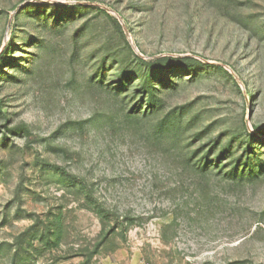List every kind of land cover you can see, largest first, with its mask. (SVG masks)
<instances>
[{
  "label": "rangeland",
  "instance_id": "1",
  "mask_svg": "<svg viewBox=\"0 0 264 264\" xmlns=\"http://www.w3.org/2000/svg\"><path fill=\"white\" fill-rule=\"evenodd\" d=\"M264 0H0V264H264Z\"/></svg>",
  "mask_w": 264,
  "mask_h": 264
},
{
  "label": "bare ground",
  "instance_id": "2",
  "mask_svg": "<svg viewBox=\"0 0 264 264\" xmlns=\"http://www.w3.org/2000/svg\"><path fill=\"white\" fill-rule=\"evenodd\" d=\"M264 139V136H261Z\"/></svg>",
  "mask_w": 264,
  "mask_h": 264
}]
</instances>
